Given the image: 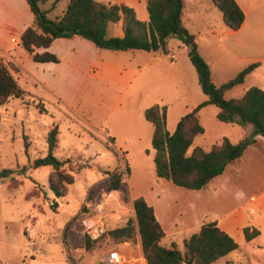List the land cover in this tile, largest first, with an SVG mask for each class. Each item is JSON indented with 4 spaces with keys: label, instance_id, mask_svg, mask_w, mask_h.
<instances>
[{
    "label": "rangeland",
    "instance_id": "1",
    "mask_svg": "<svg viewBox=\"0 0 264 264\" xmlns=\"http://www.w3.org/2000/svg\"><path fill=\"white\" fill-rule=\"evenodd\" d=\"M53 1L48 0L43 8H49ZM98 1L133 7L140 20L142 15L147 16L144 0ZM66 3L59 0L48 15H61ZM183 3V24L194 35L200 55L209 62L212 81L219 85L234 77L244 66L217 45L218 41L223 43V38L202 34L224 26L219 10L207 9L210 0ZM123 34L122 19L108 24L107 36ZM75 38L71 45L74 51L66 45H56L62 56L58 76L52 67L44 72L40 67L35 69L38 64L30 59L24 64L35 75L52 80L58 77L54 87L59 97L40 85L31 92L24 89L30 82L21 57L23 53L30 57L19 43L12 49H0V60L25 90L22 98H9L0 106V171L13 170L9 177L0 179V264H70L67 257L75 260L78 255L69 248L80 247L84 251L80 263L93 261L97 250L102 252L110 246L106 236L86 250L83 238L71 246L67 240L64 242V229L79 225L76 217L80 213L93 209L96 212L100 207L102 211L117 207L124 210V216H131L129 185L154 167L153 125L145 119L144 109L155 103L165 106L167 127L171 129L189 109L207 98L198 84L188 47L176 38L167 42L166 50L150 52L99 49L81 37ZM167 49L173 53V63ZM88 64L91 67L86 70ZM130 66L141 68L127 86L124 67ZM252 86L264 90L262 69L246 75L224 96L239 97ZM217 113L218 108L211 104L199 110L204 132L194 139L191 148L209 147L221 137L237 142L250 134L251 127L220 121ZM54 125L58 126L54 155L65 161L63 169L74 176L67 194L59 198L48 187L51 166H33L36 157L46 154V134ZM109 136L116 138L115 144ZM115 170L123 173L119 190L90 191ZM235 237L238 248L212 264H264V229L248 242L243 232Z\"/></svg>",
    "mask_w": 264,
    "mask_h": 264
},
{
    "label": "trees",
    "instance_id": "2",
    "mask_svg": "<svg viewBox=\"0 0 264 264\" xmlns=\"http://www.w3.org/2000/svg\"><path fill=\"white\" fill-rule=\"evenodd\" d=\"M47 1L26 0L33 19L21 34L18 43L34 62H59V57L48 48L60 37L78 36L99 49L112 51L166 50L171 38L178 39L188 47V57L196 70L198 84L207 98L181 116L172 133L166 128L165 106L155 103L144 109L145 119L153 125L151 144L157 177L187 189L204 188L224 171L227 164L241 158L245 149L255 141L256 135L264 138V90L252 86L239 97L227 99L224 96L227 90L241 84L258 63L248 64L234 77L216 85L211 79L208 63L197 50L194 35L182 23L184 0H147V21L137 18L133 7L98 0H67L62 14L51 18L48 13L59 0H54L49 8H43ZM211 2L221 12L222 21L227 28L237 30L241 26L244 13L235 0ZM120 19L123 21V36H107L108 24ZM37 48L44 50L39 52L36 51ZM24 95L25 90L18 84L8 66L0 60V106L9 98H22ZM207 104L218 108V120L242 127L251 126L250 134L235 143L222 137L209 149L199 145L191 148L194 138L204 132L198 113ZM57 142L58 126L54 125L46 134V154L36 157L33 166H51L48 187L59 198L67 194V186L74 182V176L63 169L65 161L54 155ZM107 149L111 148L107 146ZM12 173L11 169H3L0 171V179L9 177ZM122 184L123 173L115 170L90 191L119 190ZM133 210L134 216L128 217L122 226L106 230L97 240L83 237L85 249L91 250L104 236L109 242L117 243L135 242L138 235L146 264H212L239 246L233 237L218 227L215 220L204 222L197 232L183 241L181 248L174 242L170 246H164L160 243L164 231L153 208L140 196L133 200ZM259 233L256 228H243L247 242ZM67 260L74 261L69 257Z\"/></svg>",
    "mask_w": 264,
    "mask_h": 264
},
{
    "label": "crops",
    "instance_id": "3",
    "mask_svg": "<svg viewBox=\"0 0 264 264\" xmlns=\"http://www.w3.org/2000/svg\"><path fill=\"white\" fill-rule=\"evenodd\" d=\"M235 1L244 13V20L241 26L237 30H231L223 23L222 25L224 26L213 28V31L206 30L202 34H207L210 38L214 35L217 38H223V43L218 41L217 45H222L221 48L235 58L239 62V66L243 65L245 67L250 63L257 62L258 65L247 75L259 69L264 72V0ZM144 2L146 6L147 0H144ZM211 8H216L212 2L207 9ZM32 19L33 14L26 0H0V49L8 50L15 46L18 47L19 38L25 28L30 25ZM141 20L147 21L148 13L147 16L142 15ZM202 34L198 33V35ZM74 41H76L75 36L71 38L60 37L53 41L48 50L59 57L60 61L57 63L34 62L23 53L21 64L30 82L29 86H24V89L31 92L40 85L43 88H48L51 93L59 97L54 87L57 85L58 77L57 79L55 78L56 80H52L53 78L46 79L35 75L24 64L31 60L35 65L38 64V66L34 65L35 69L40 67L42 72L48 67L55 68L58 76L62 56L57 51L56 45H66L74 51L75 48L71 47ZM43 50V48L36 49L39 52ZM131 51L137 50H125L122 52ZM94 52L97 53L95 50ZM166 52L170 62L173 63V53L168 49ZM129 63H131L130 60ZM77 66L76 64L75 68ZM90 67V64H88L86 70H89ZM139 68L124 67L127 70L125 73L127 86L137 76ZM209 68L211 73L210 64ZM74 73L75 70L72 69V74L74 75ZM193 108L189 110L191 111ZM174 126H176L175 123L169 129L166 122V128L169 133L175 130ZM249 127L251 126L245 128ZM109 138L112 140V144H115L116 138L111 136ZM211 146L201 147L209 149ZM124 152L126 151L124 150ZM140 196L153 208L155 217L164 231V236L160 241L164 246H170L174 242L181 248L186 238L197 232L204 222L211 220H215L218 227L233 238H236L235 236L243 232V228L247 226L260 231L264 229V138L261 135H256L255 141L245 149L238 161L227 164L220 175L214 177L206 187L201 189H187L174 185L169 180L157 177L154 167H151L132 186L129 185L131 216H134L133 200ZM101 208H99V211H95L104 217L105 230L122 226L128 219V217L124 216V210L120 208L116 207L114 211L108 209L102 211ZM80 231L81 227L78 224H72L70 229L66 231L64 229V242L67 240V243L71 246L73 241L82 238ZM65 232H67V238H65ZM110 249H115L119 252L124 258L123 264H146L141 240L138 235L135 242H111L110 246L104 251L97 250V257L93 261L86 263H80L84 255L83 248H69L71 252L75 251L74 255H78H73L75 260L70 264H102L103 258ZM230 253L220 259L229 257ZM34 260V258L30 259V261Z\"/></svg>",
    "mask_w": 264,
    "mask_h": 264
},
{
    "label": "built area",
    "instance_id": "4",
    "mask_svg": "<svg viewBox=\"0 0 264 264\" xmlns=\"http://www.w3.org/2000/svg\"><path fill=\"white\" fill-rule=\"evenodd\" d=\"M77 221L81 227V235L88 237L91 240H97L105 233L104 217L91 211L80 213ZM124 258L115 249H110L102 260V264H123Z\"/></svg>",
    "mask_w": 264,
    "mask_h": 264
}]
</instances>
